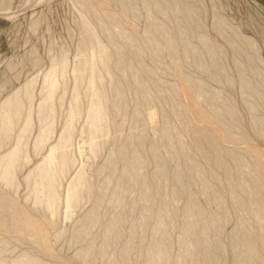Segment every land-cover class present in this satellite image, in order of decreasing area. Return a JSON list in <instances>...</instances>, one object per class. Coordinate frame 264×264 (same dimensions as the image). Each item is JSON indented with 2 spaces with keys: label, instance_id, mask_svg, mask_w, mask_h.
<instances>
[{
  "label": "rangeland",
  "instance_id": "1",
  "mask_svg": "<svg viewBox=\"0 0 264 264\" xmlns=\"http://www.w3.org/2000/svg\"><path fill=\"white\" fill-rule=\"evenodd\" d=\"M101 48L108 71H93ZM54 73V110L40 113ZM93 77L107 100L96 155ZM15 96L0 159L32 127L14 185L0 160V264H264V0H0V108ZM207 130L217 151L198 138ZM53 147L72 165L49 199L34 173Z\"/></svg>",
  "mask_w": 264,
  "mask_h": 264
},
{
  "label": "bare ground",
  "instance_id": "2",
  "mask_svg": "<svg viewBox=\"0 0 264 264\" xmlns=\"http://www.w3.org/2000/svg\"><path fill=\"white\" fill-rule=\"evenodd\" d=\"M5 1V0H4ZM188 11V10H187ZM189 12V11H188ZM187 12V13H188ZM186 13V14H187ZM188 15V14H187ZM221 19V18H220ZM220 27L224 26L223 22L221 21L220 23ZM219 27V26H218ZM222 28V27H221ZM200 31V30H199ZM155 32V31H154ZM92 39H94V36L92 37ZM207 45V44H206ZM100 56H96L93 55V58L91 60L90 63V67L93 71H95L98 67V65H102L104 67V69L106 71H108L109 68V64H108V58H107V51L103 48L100 49ZM88 59V58H87ZM82 61V60H81ZM89 62V61H88ZM89 64V63H88ZM62 67V65H61ZM60 67V68H61ZM89 67V66H88ZM99 68V67H98ZM142 69V68H141ZM143 70V69H142ZM62 77L65 76V66L62 67L60 70ZM55 72V71H54ZM95 73V72H94ZM51 74V73H50ZM57 73L52 74V76H49L47 78V80H51V85H52V89L51 92L48 93L44 103L40 106V113L46 111L47 113L51 114L53 112V98H54V94L57 90V85H56V79H57ZM95 75V74H94ZM61 77V76H60ZM101 78V77H100ZM46 80V81H47ZM101 81L99 78H95L93 77V79L90 81L89 84V91L90 94L93 98V103L89 109L90 112V121H91V125H93L94 127L98 128L96 129V136L93 137L91 143L92 145L90 147L93 148V153L94 155H96V149H97V145H96V140L98 138L99 135H103L106 132V126L105 125V112H104V105L106 103V99L104 97V95L102 94L101 89L99 88V86H97L98 82ZM48 82V81H47ZM199 89V88H198ZM201 90V89H200ZM185 91V90H184ZM186 92V91H185ZM78 99H79V95L76 96V100L78 103ZM19 98L17 96H15L14 98H10L8 99L0 108V149L4 148L5 145L8 143V141L11 139L12 137V133L13 130L16 128L18 122H19V117H20V112L18 111L19 109H21V105L19 102ZM189 105V104H188ZM191 107V106H190ZM19 108L17 111V114L15 117H12L10 112L12 111V109H17ZM189 108V107H187ZM190 109V108H189ZM192 109V108H191ZM28 110V109H27ZM31 110V109H30ZM193 112V110H191ZM55 112V111H54ZM24 113V112H23ZM38 113V112H37ZM195 113V112H194ZM54 114V113H53ZM198 114V113H197ZM24 115V114H23ZM79 115V111H78V106L75 107L74 110H72V114H71V122ZM28 117V116H27ZM196 117V114H195ZM22 118V117H21ZM26 118V117H25ZM44 125V124H43ZM32 127V120L29 117L27 119V123L25 128L21 131L20 135H19V139L17 144L15 145L14 149L8 153L7 155H5L4 157H2L0 160L1 162H3V164L5 165L4 168V172L3 174V178L10 184V185H14L15 184V168H16V164L17 162L20 160V158L23 156L25 148H26V136L28 135V133L30 132ZM52 132V129H49L47 131H43L41 132L40 136L37 139V143H36V148L41 150L43 149L45 143L47 142V139L49 137V133ZM18 133V134H19ZM220 133V132H219ZM73 136V130L70 127L67 131V133L65 134V140L67 142H70ZM215 136V135H214ZM198 138H203L206 141V144H208L210 146V148L214 151H217V147L215 146V143L212 140L211 135L205 131H200V133L198 134ZM201 140V139H200ZM49 141V140H48ZM202 141V140H201ZM204 142V141H202ZM86 144V143H85ZM66 145V143H65ZM199 146V145H198ZM91 149V148H89ZM72 151V150H71ZM71 151L69 148H59V147H53L50 150V153L48 156H46V158L44 159L42 165L35 171L34 176L37 177L39 183H38V194L41 193H48L49 194V199H54L56 197V191H57V185H58V177L60 173H66V171L68 170V168L70 167V165H72L71 163ZM124 152V151H123ZM208 152V151H207ZM198 153H203L205 154V152L203 151L202 147H198ZM211 153V152H210ZM217 154V153H216ZM211 155V154H210ZM215 156V154H214ZM206 158V157H205ZM217 164L218 167H220V169H222V171L227 175L231 173V168L230 165H228L223 156L222 155H217ZM264 162V161H263ZM261 165V164H260ZM187 168V167H186ZM262 173H264V167H262ZM82 169V168H81ZM163 169V168H162ZM260 169V168H259ZM258 169V170H259ZM164 170V169H163ZM165 172L167 173V171H164V175ZM76 173V172H75ZM191 173V172H190ZM223 173V174H224ZM62 175V174H61ZM33 176V175H32ZM85 170H81L78 175L75 177V179L72 181V183H70V192L71 195L68 198V211L74 206L76 205L80 199H81V192H83V190L86 188L87 186V182L86 177H85ZM261 177V176H260ZM61 178V177H60ZM263 178V177H262ZM261 178V179H262ZM261 179L259 178V176H257L256 178V185L257 187H262V183H261ZM254 180V179H253ZM8 185V184H7ZM255 185V184H254ZM68 189V188H67ZM257 189V188H256ZM260 189V188H259ZM87 190V189H86ZM258 191V190H257ZM89 192V191H88ZM255 192V191H254ZM253 192V193H254ZM258 193V192H257ZM256 193V194H257ZM255 194V193H254ZM255 194V195H256ZM259 194V193H258ZM261 195V193H260ZM245 196V195H244ZM254 197V195H253ZM240 198V196H239ZM242 199V198H241ZM244 199V198H243ZM55 201V200H54ZM83 201V200H82ZM239 201V200H238ZM241 201V200H240ZM238 202V204H240L241 206L245 203ZM256 201V200H255ZM258 201L261 203L262 206V211L264 212V203L262 201V199L258 196ZM257 201V202H258ZM235 202V201H234ZM246 202V201H244ZM249 202V201H248ZM44 204V203H43ZM236 204V203H235ZM189 205V203H188ZM259 205V204H257ZM6 206V205H5ZM260 206V205H259ZM250 207V206H249ZM4 206L2 204V206H0V211H4ZM261 209V207H260ZM187 213L189 212V216H193V217H200V215L202 214L200 212V210L194 206V203L191 205H189L188 207V211H186ZM258 213V211H257ZM4 214V213H3ZM2 214V215H3ZM264 215V213H263ZM1 216V214H0ZM196 218V219H197ZM198 220V219H197ZM24 230V229H23ZM241 231V230H240ZM243 231V229H242ZM246 233V231H245ZM244 234V233H243ZM244 240H246L250 245V243H252V241L250 240L249 237L243 235ZM204 235V234H203ZM247 235V233H246ZM241 236V237H242ZM198 239V238H197ZM196 239V240H197ZM195 240V241H196ZM201 240V239H199ZM246 243V242H245ZM198 245V244H197ZM201 245V244H200ZM248 247V246H247ZM254 244L253 247L254 248ZM251 249V247H250ZM252 250V249H251ZM253 251V250H252ZM256 251V250H255ZM250 252V251H249ZM252 254V253H251ZM251 254L248 256H251ZM256 254V253H255ZM254 254V255H255ZM253 255V256H254ZM251 258V257H250ZM250 259H248L249 261ZM252 262V260H250ZM249 261V262H250ZM251 264V263H250ZM255 264V263H253Z\"/></svg>",
  "mask_w": 264,
  "mask_h": 264
}]
</instances>
